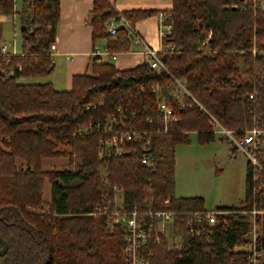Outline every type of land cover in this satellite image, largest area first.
I'll list each match as a JSON object with an SVG mask.
<instances>
[{"label":"trees","instance_id":"1","mask_svg":"<svg viewBox=\"0 0 264 264\" xmlns=\"http://www.w3.org/2000/svg\"><path fill=\"white\" fill-rule=\"evenodd\" d=\"M243 1L171 0L166 11L171 30L161 38L163 48L157 54L166 71L147 62L118 70L96 56L92 74L73 76L68 91H57L50 83L18 82L53 71L49 48L60 16L59 0L24 2L21 53H0V238L7 245L0 264H126L121 229L105 234V218L92 214L103 204V194L112 197L113 188L122 192L128 209L158 210L168 200L170 209L180 212L205 210L201 198L174 196L175 146L188 143L190 133L200 144L214 141L210 116L240 139L256 128L264 142V9L242 8ZM152 13L122 14L133 25ZM1 14H15L14 0H0ZM116 16L107 0H93L87 19L93 41L104 39L110 55L128 52L136 44L125 28L105 32L106 21ZM172 76L186 80L196 102L189 98L181 108L167 95L178 121L168 124L167 133L156 134L163 120L151 89ZM121 111L124 128L151 132L160 142L151 165H142L138 142L127 143L120 157L99 159V137L81 132ZM57 142L68 145L69 153L57 150ZM63 156H68L70 169L41 171L42 159ZM255 157L259 162V150ZM16 159L24 160L27 168L18 169ZM259 165L263 171L246 164L241 205L216 209L231 216L195 228L200 231L196 235L185 226L184 215H177L174 228L183 235L181 247L169 249L162 239L153 247L149 264H248L250 253L235 248L249 242L245 236L251 211L259 228L254 248L264 253V162ZM99 167L110 182L106 190ZM45 179L50 184L49 211L31 212L41 205Z\"/></svg>","mask_w":264,"mask_h":264},{"label":"built area","instance_id":"2","mask_svg":"<svg viewBox=\"0 0 264 264\" xmlns=\"http://www.w3.org/2000/svg\"><path fill=\"white\" fill-rule=\"evenodd\" d=\"M252 7L256 10L264 9V0H244L241 6ZM117 16L106 21L105 32L113 34L119 28H125L128 32H132L135 43L141 44V39L134 34L133 25L129 23L127 18L116 11ZM172 20L168 18L167 22H162L159 28L161 38L168 34L171 30ZM55 45H50L49 51L54 50ZM172 49V47H170ZM4 47L2 48V51ZM146 62L150 68L158 71H166L163 63L158 57V52L145 46ZM114 58V56H112ZM151 91L155 95L157 110L162 116L163 128L155 132L156 134H164L168 132V124L178 121L177 115L174 113L172 105L167 100V95L176 101L181 108L187 105L190 98L194 102L196 100L186 87V80L183 78L171 77V80L163 86L155 85ZM166 95V96H165ZM94 106V105H92ZM204 110V109H203ZM208 115V112L204 110ZM124 115L119 112L117 115H108L104 120H97L93 124L84 126L81 130L85 134H95L98 139L97 155L99 159L104 157H120L126 153V145L129 142L140 143L141 163L142 165H151L157 150L160 148V142L153 140V133L139 130L124 128ZM150 122V120H148ZM209 124L214 134L229 137L236 150L249 159L251 165L263 171L259 165L255 153L261 149L264 142L259 141L261 131L254 128L246 132L242 139L237 138L235 134L223 128L212 116H210ZM112 197L103 194L101 199L102 205H97L92 214L105 218L107 227L113 231L121 229L123 233V250L122 255L126 264H149L153 256V247L158 245L162 239L167 241V245L173 248H180L183 243V235L177 233L174 228V220L177 215H184L185 226L190 233L199 235L200 231L195 228L202 226H214L219 219L223 217L225 211H184L170 209L169 201H165L160 209L153 210L150 207L134 206L132 209L125 208L123 203L122 192L116 188L112 189ZM252 212V211H251ZM224 222V220H222ZM250 257L248 264H260L259 258L264 254L257 252L253 247L249 252Z\"/></svg>","mask_w":264,"mask_h":264},{"label":"crops","instance_id":"3","mask_svg":"<svg viewBox=\"0 0 264 264\" xmlns=\"http://www.w3.org/2000/svg\"><path fill=\"white\" fill-rule=\"evenodd\" d=\"M25 1L26 0H14V15H0V53L4 56L21 53V48L18 50L16 47L15 35L16 26L22 24L21 12ZM107 1L111 4L115 12L118 11L129 14L135 10L153 12L148 16L138 19L133 24L134 34L141 39V44L136 43L130 51L125 53L108 54L104 39L93 41L92 27L87 22L89 11L93 6V0H59L60 16L56 27L55 40L53 42L55 48L50 52L54 69L48 76L20 78L18 82L22 84L50 83L57 91H68L71 88L73 76L92 74L90 68L91 60L96 56L103 58L106 62L112 63L118 70H126L146 62L147 56L145 54V46L156 52L162 50L163 46L159 28L162 22L168 21L166 11L171 8V0ZM129 33L133 35L132 32ZM11 34L14 39L13 43L9 41ZM3 47L4 50L2 51ZM112 56H114V58ZM229 149H231V146ZM235 150L232 149L231 154ZM175 183L174 172V185L176 186ZM187 198L203 199L202 197ZM178 199L181 198L178 197Z\"/></svg>","mask_w":264,"mask_h":264},{"label":"rangeland","instance_id":"4","mask_svg":"<svg viewBox=\"0 0 264 264\" xmlns=\"http://www.w3.org/2000/svg\"><path fill=\"white\" fill-rule=\"evenodd\" d=\"M20 29L21 25L16 26L15 42L18 50H20L22 43ZM202 32L205 31L202 30ZM10 37L9 41L13 43L14 39L12 34ZM208 38L209 33L207 32L202 45L206 44ZM242 78L246 79L244 76ZM56 144L57 150L69 153L70 147L68 145L58 142ZM230 146L231 149H229ZM235 148V144L232 143L229 137L217 135L214 141L200 144L197 141L196 134L190 133L188 143H179L175 146L176 186L174 195L177 198L202 197L204 199V208L208 212L221 207L230 208L240 206L245 195L246 164L249 159L241 150L236 151ZM232 149L235 151L231 154ZM259 153L260 161L264 162V145L259 149ZM15 165L18 169L25 170L27 168L25 161L21 159H16ZM40 169L42 172L70 169L69 158L68 156H63L42 159ZM97 171L103 189L105 188L104 190H106L110 182L107 179L105 169L99 167ZM41 193V205L36 209H30L31 212L44 214L49 211L50 184L46 179L43 182ZM230 214L232 213H225L223 218L231 216ZM247 214L252 217L249 230L245 236V239L249 242L237 247L235 250L249 253L254 247L259 228L253 222L255 212L252 211ZM114 232L115 230L111 231L105 223L104 233L112 235ZM168 248L173 249L170 246ZM259 263L264 264V254L259 258Z\"/></svg>","mask_w":264,"mask_h":264},{"label":"water","instance_id":"5","mask_svg":"<svg viewBox=\"0 0 264 264\" xmlns=\"http://www.w3.org/2000/svg\"><path fill=\"white\" fill-rule=\"evenodd\" d=\"M0 74H1V69H0ZM0 245H1L0 256H3L6 253V251H7V245L4 242V240H2V238H0Z\"/></svg>","mask_w":264,"mask_h":264}]
</instances>
